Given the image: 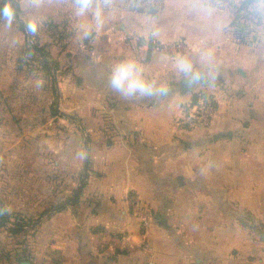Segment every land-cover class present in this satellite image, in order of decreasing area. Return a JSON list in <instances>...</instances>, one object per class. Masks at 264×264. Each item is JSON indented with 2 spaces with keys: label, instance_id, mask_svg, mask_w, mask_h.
I'll list each match as a JSON object with an SVG mask.
<instances>
[{
  "label": "crops",
  "instance_id": "crops-1",
  "mask_svg": "<svg viewBox=\"0 0 264 264\" xmlns=\"http://www.w3.org/2000/svg\"><path fill=\"white\" fill-rule=\"evenodd\" d=\"M47 1L55 18L75 20L72 0ZM240 1L109 0L99 29L80 18L101 44L87 55V191L45 214L56 201L43 198L45 177L23 178L9 209L41 221L31 245L0 264H264V0L247 42L231 25ZM125 57L167 91L114 93L108 74ZM182 57L191 70H178ZM201 73L196 87L216 113L188 130L177 122L193 98L182 80Z\"/></svg>",
  "mask_w": 264,
  "mask_h": 264
},
{
  "label": "rangeland",
  "instance_id": "rangeland-1",
  "mask_svg": "<svg viewBox=\"0 0 264 264\" xmlns=\"http://www.w3.org/2000/svg\"><path fill=\"white\" fill-rule=\"evenodd\" d=\"M39 2L21 12L24 21L43 20L36 36L21 29L18 20L11 28L0 23V201L11 213L10 222L26 225L19 233L11 232L12 223L0 227V259L17 257L19 244L30 246L41 221L9 209L10 196L18 200L23 194V178L43 174V196L50 192L56 200L47 211L62 203L76 207L80 199L76 204L70 200L77 191L79 198L87 191V55L96 56L101 44L95 43V32L85 36L83 19L59 20L51 1ZM29 40L44 52L30 53ZM34 251L28 248L20 258Z\"/></svg>",
  "mask_w": 264,
  "mask_h": 264
},
{
  "label": "clouds",
  "instance_id": "clouds-1",
  "mask_svg": "<svg viewBox=\"0 0 264 264\" xmlns=\"http://www.w3.org/2000/svg\"><path fill=\"white\" fill-rule=\"evenodd\" d=\"M109 0H72L73 15L76 18L91 17L97 29L103 25V7ZM0 23L11 28L17 22L22 11H30L39 6V0H0ZM43 20L33 17L24 21V30L36 36L41 29ZM85 36L90 35L85 28ZM177 68L187 72L192 63L187 58H178ZM109 86L114 93L126 100L139 99L155 92H166V88L158 87L155 79H149L141 63L134 57H125L115 63L108 74Z\"/></svg>",
  "mask_w": 264,
  "mask_h": 264
},
{
  "label": "trees",
  "instance_id": "trees-1",
  "mask_svg": "<svg viewBox=\"0 0 264 264\" xmlns=\"http://www.w3.org/2000/svg\"><path fill=\"white\" fill-rule=\"evenodd\" d=\"M257 0H241L237 8L235 9V17L232 22V27L234 30L235 36L241 41L247 42L250 41L253 37L254 32L257 29V25L260 24L261 18L260 14L257 10L254 9L253 5ZM2 6V4H0ZM18 22L21 29L24 30V20L20 16L18 17ZM27 49L30 53H35L36 51L43 53L44 47L38 43H32L30 40L27 42ZM194 90V89H193ZM192 90V92H193ZM195 96V93H193ZM59 110H55V113H58ZM79 191L74 198L70 200V204L77 203L79 201ZM66 205L64 203L59 204L58 206L50 209V210H60L64 208ZM48 212V211H47ZM247 219L251 222H255L254 218L251 217L250 214H247ZM11 221V213L8 211L7 207L4 205L2 201H0V227L9 226ZM10 227L11 232L19 233L22 232L26 225L23 224L20 220H17L15 223H12Z\"/></svg>",
  "mask_w": 264,
  "mask_h": 264
},
{
  "label": "built area",
  "instance_id": "built-area-1",
  "mask_svg": "<svg viewBox=\"0 0 264 264\" xmlns=\"http://www.w3.org/2000/svg\"><path fill=\"white\" fill-rule=\"evenodd\" d=\"M170 46H181L180 42ZM179 51L180 49L177 48ZM191 102L184 105L180 114L177 116L178 125L182 128L192 130L196 128L206 127L212 121L216 107L213 99L210 98L207 90L202 85L194 88Z\"/></svg>",
  "mask_w": 264,
  "mask_h": 264
},
{
  "label": "water",
  "instance_id": "water-1",
  "mask_svg": "<svg viewBox=\"0 0 264 264\" xmlns=\"http://www.w3.org/2000/svg\"><path fill=\"white\" fill-rule=\"evenodd\" d=\"M206 78L201 73L198 76L185 77L182 80V91L184 93L191 92L199 83H205ZM21 264H30L29 261H22Z\"/></svg>",
  "mask_w": 264,
  "mask_h": 264
}]
</instances>
